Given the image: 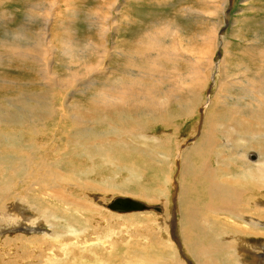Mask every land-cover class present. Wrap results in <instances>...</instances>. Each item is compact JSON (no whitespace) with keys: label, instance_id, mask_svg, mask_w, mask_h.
<instances>
[{"label":"bare ground","instance_id":"obj_1","mask_svg":"<svg viewBox=\"0 0 264 264\" xmlns=\"http://www.w3.org/2000/svg\"><path fill=\"white\" fill-rule=\"evenodd\" d=\"M120 1L105 0L106 15L97 14L96 19L97 12L89 11L87 26L93 36L87 40L71 36L74 33L69 27L71 18L67 24L59 19L61 32L50 37L44 15L38 25L43 33L30 51L33 57L28 59L38 67L30 83L42 85L43 91H48L34 100L28 110L23 102H16L15 95H3L5 100H0V227L8 229L11 224L6 217L23 215L26 210L34 211L47 224V230L32 231L35 235L28 239L1 238L0 234V264H62L54 258L65 255L64 247L74 246L81 239L90 243L86 233L96 232L95 221L104 210L100 198L105 193L118 192L138 202L145 200L141 202L145 209L128 212L114 211L108 207L109 203H103L110 213L119 215H148L152 210L156 212L154 208L158 206L154 203L158 202L161 221L158 227H152L153 234L161 228L166 234L163 222L169 220L166 214L172 190L175 211L172 218L168 216L171 218L168 222L174 232L177 229L176 244L168 237L164 241L152 238L141 251L136 244H133L136 250L132 249V243L117 244L116 249L122 255L112 256L107 264H230L232 261L231 264H255L258 259L264 264V47H257L255 56L248 55L249 63L255 62L252 73L244 67L240 77L230 85H225L223 77L229 83L231 72L228 70V75L222 64L216 90L206 105L197 89L189 90L182 85L179 89H159L157 95L159 84H164V70L157 66L151 35L139 30L138 25H142L137 13L139 0H127L129 7L123 11L125 27L112 47L116 41L111 14L117 11ZM226 3L223 0L222 6ZM67 6L66 13L72 17L76 12L70 3ZM94 19L98 27L91 25ZM30 21L31 17L27 22ZM10 27L3 26L0 44L12 45L16 41ZM27 27L22 22L19 29L22 32ZM168 27L163 24L159 35L167 36ZM66 32L70 35L64 36ZM132 41L136 45L132 46ZM209 42L215 46V33ZM154 46L161 51L158 43ZM58 49L60 56L52 55L53 65L67 70L68 84L58 82L54 66L51 71V54ZM165 56L176 60L174 50ZM141 58L149 64V71L159 69V76L152 73L157 80L151 85L143 84L145 64L143 68L142 63L133 60ZM108 59L112 60L110 65L106 63ZM84 60L89 66L79 69L77 77L74 66ZM210 62L211 57L207 58L206 66ZM233 66L240 68L237 63ZM15 72H22L18 60L7 51L1 52L0 75L7 77L1 94L22 83L14 78ZM202 73L203 68L199 72L192 68L191 74L193 78L198 74L201 89L206 87ZM21 85L26 87L27 83ZM67 86L64 96L54 94L56 89ZM136 86L144 99H131L124 106L107 102L111 96L118 97L114 95L117 91L132 92ZM233 89L239 90V95L230 96ZM76 94L79 101L73 102L71 96ZM180 117L192 119L193 131L201 124L199 131H195L199 132L198 136L191 143L187 138L172 140L180 127L175 121ZM39 127L44 129L39 131ZM46 136L50 140L42 142ZM161 149L174 150L172 159ZM176 150L179 161L174 164ZM145 174L155 176L157 185L143 184L141 177ZM201 197L206 199L205 211L200 210L202 214L194 209ZM202 238L207 246L195 242L192 250V241ZM11 245L16 246L12 258L4 255V248ZM125 248L130 254H125ZM186 250L195 256L193 261L187 258ZM249 257L254 258L252 263Z\"/></svg>","mask_w":264,"mask_h":264},{"label":"rangeland","instance_id":"obj_2","mask_svg":"<svg viewBox=\"0 0 264 264\" xmlns=\"http://www.w3.org/2000/svg\"><path fill=\"white\" fill-rule=\"evenodd\" d=\"M104 1L105 0H8V1L0 0V41L2 40L1 31L4 25L8 26V28L11 26L10 29L13 28L14 38L16 39V41L12 45L0 44V53L7 51L13 57H15V59L18 60L22 72L20 74L15 72L14 78L22 83H27L26 87L24 85H21L22 83L16 84V87H14L12 91L5 92V94L0 93V100L2 101L5 100L3 98V95H7V96L15 95L16 102L17 103L23 102L25 109L28 110L30 106L34 104V100L38 99L42 95H45L46 92L48 91V90L43 91L42 85H32L30 83L31 77L32 75L35 74L36 69H38V67L34 63H31L28 59L30 57H33L34 53L32 52L30 53V51L37 45V43L40 40L39 37L42 29L39 31L38 25L40 22L42 23V18L44 15L46 16V20H47L46 30L50 35V37L51 36L54 37V35L61 32V30L58 27L59 19L65 21V23L67 24L69 19L71 18L70 19L71 23L69 21L70 24L69 27L74 30V33L71 32V36L73 38L74 37L77 38V40L79 39L87 40L90 39L91 36L93 35L92 33H90V29H88L87 26L88 20L86 16L88 13H90L89 11L94 12V10L95 13L97 12L95 14V19L97 14L106 15L105 10L107 11L106 8L107 3H105ZM139 1L140 4L137 8V13L140 15L138 16L139 23L140 22L142 23L141 26L138 25L139 30L140 32L145 31L147 34H149V36L151 35L150 38H152L151 42H152V46L154 47L153 53H155L157 56V66L160 69L162 68L164 70L163 71L164 84L163 85L159 84V87L157 89V95L160 94L158 92L159 89L160 90L179 89L180 86L182 85L183 87L189 90L197 89L199 97H202L204 99V104L206 105L208 101V97L210 98L214 93L213 91L216 90L218 79H220L217 74L219 67L222 64L227 69L228 75H229L228 70H230L231 72L229 83L226 84L225 79L223 77L225 85H230L233 82H235V80H237L238 77H240V72L244 71V67H247L249 71H251L252 73V69H253L252 66L253 64H255V62L251 65L249 63L248 55L255 56V54L257 53V47L259 48L264 47V0H227L226 6L224 7L222 6L223 0H139ZM67 3H70V7L75 10L77 15L74 14L72 17L71 15L70 16L67 15L68 14L66 13V9L68 8ZM104 7L105 9H102ZM128 7H129V3H127V0H121L120 4L118 5L117 11L111 14V20L112 22L115 23L114 24L115 33L113 35V40L116 41V43L112 45V47L117 44V42L120 39L119 33L124 30L125 17L123 15V11ZM69 14H73V13L69 12ZM88 16L90 17L91 15ZM29 17H31V21L27 22ZM100 17L101 19H103L102 16ZM95 19L93 21H90L92 22L91 25L93 27H98L94 22ZM22 22H24L28 27L26 28V30L24 28L23 31L21 32L19 26L21 25ZM163 24L169 25L167 29L168 31H170L171 29H176V30H174V33L166 31L167 36L159 35V30ZM215 29L217 30L215 31ZM213 33H215L216 35V44H214L215 46H212L211 43L209 42V38L213 35ZM67 34L70 35V33L66 32L64 36H66ZM168 34H172V35L168 36ZM147 37L148 36H146V38ZM257 37H259L258 42L256 41ZM92 38L94 39V37ZM95 41L97 42V44L99 43L98 40L95 39ZM155 43H158V46L161 49V51L154 46ZM256 43H258L257 44L258 46L256 45ZM56 44H57V40H56ZM131 44L132 46L136 45L135 43H133V41ZM99 46L100 45L98 44V47ZM107 47L111 48L109 44ZM111 50L113 49L111 48ZM173 50L176 54V60H173L171 56H165V54H169L170 51ZM52 55L60 56L59 49L57 51H53L51 54V67H52L51 71H53V66H54V70L57 71L55 75L58 78V82L60 84H68L70 82V77L66 73L67 70L64 69L63 67L62 68L56 67L55 63L53 65ZM161 56H165V59H162ZM209 57H211V62L209 65V67L211 66V70H209V67L206 66V61L207 58ZM133 60L137 61L139 64L142 63L143 68L145 64L146 79L143 84L144 85L153 84V82L157 80V78L154 75L159 76V69H152L151 71H149V64L144 63L142 58L133 59ZM111 61H112L111 59H108L106 63L110 65ZM235 63L240 65V68L238 70L233 66V64ZM262 63H263L262 70L264 71V58L262 59ZM91 64L93 65V61L91 62ZM88 66L89 63L86 62L85 60L84 63H82L81 65L78 62L74 66V74L78 77L79 69L82 70L88 68ZM192 68H196L197 72H199L200 68H203L202 75L206 80L204 84V86H206L205 88L202 89L200 88L198 74H196L195 77L193 78V74H191ZM6 71L7 70H5L4 73L5 76H6ZM3 72L4 71H2V74ZM64 73H66V75H64ZM175 73L179 75L175 76ZM4 79H7V77L0 75V91H2V89L6 84L3 81ZM175 80H178L179 84L176 83ZM138 82H139V78H138ZM19 85H21V88H18ZM68 88L69 86L64 87L62 89H56V92L54 94H56L57 96H64ZM238 91H236V89H233L232 91H230V96L235 97V95H239ZM114 95L121 97L123 99L111 96V98L107 102L119 106H124L130 103L131 99H141V98L144 99V96H140L138 94L137 86L132 90V92L130 91L125 92L119 90ZM71 97L73 102H76L79 101L80 96L79 94H76L75 96H71ZM153 98L161 99L160 96H154ZM147 102H150L149 99ZM202 102L203 101L198 103V108L201 106ZM150 104L152 103L150 102ZM182 119L183 118L180 117L175 121L176 126H180V127L179 130L176 132L175 137L172 140L174 142L175 138L176 139L182 138L185 140L187 138L188 142L191 143L198 136L199 132H196L197 133L196 134L195 131H197L198 128L200 129L201 124L198 123L197 129L193 131L192 119L187 120L185 118V120L183 119V121ZM181 122H184V124L182 125ZM37 129L41 131L44 128L39 127ZM190 138L191 140H189ZM49 140H50L49 136L42 138V142H48ZM186 142L184 143V145L186 144ZM171 148L172 147H170V149ZM166 151L167 150L165 149H161V152L166 153ZM173 152L174 150L173 151L171 150L170 152L167 151V154L170 155L169 157L171 159ZM176 153L179 155L178 151L176 150L174 154L176 156L173 157V162L175 161L174 164H177V160L179 161L178 158L179 156ZM151 165H152V161H151ZM169 165L170 164L168 163L167 166ZM154 179L155 176L150 174L147 175L145 174L143 175V177H141V182L148 186H156L157 184L154 183ZM172 195H173V190L171 192V200H172ZM116 197H127V196L126 194H120L116 192L112 194L105 193L104 197L102 196L100 198L104 210L101 212L100 217L96 221L94 219L97 225L96 232L89 234L86 233V236H89L91 239L90 243L91 244L93 243L94 245H91L89 241H85L83 239L80 240L81 243L79 241L74 246L68 244L67 247H64L66 250L65 255L60 254L61 256L60 258H54L55 261L57 262L60 261L62 262V264L64 263L79 264L78 261L80 260L84 264H107L106 261L109 260V258H112V256L116 257L118 255H122V253H120V251L116 249L117 244L121 245V244L132 243L131 246L132 249L136 248L135 245H133L136 244L137 249H139L140 251L145 243L151 242L152 238L158 241H162V240L164 241L168 237V240H170V242H172L173 245L176 244L175 238H177L178 236L177 229L175 228L176 230L174 232L173 226H171L170 223L168 222L172 218L171 215L173 214V211H175L174 204L172 203L171 200H170V206L168 207L169 209L166 214L171 218L166 216L167 219L169 220L163 222L164 224H166L167 233L164 234L161 228L159 230H156L157 233H155L154 235L153 234L154 229L152 227H158L157 224L158 222L161 221L159 217L161 215H158L157 211L155 212L152 209H151L152 213H149L148 215H145L144 213H132V214L123 213L126 215H119L120 213L117 214V212L110 213L111 211L109 212V209L106 208L104 204L110 203ZM143 201L145 203L144 199L141 200V202ZM205 202H206L205 198L202 197L199 198L194 204L195 206L194 209L197 210L200 214H202L200 210L205 211ZM154 205L160 207L161 209V206L158 202L154 203ZM6 218L8 219L9 224L11 225L8 229H4L0 227L1 238L26 237L28 239L34 237L35 233H32V231L47 230V224L45 220L40 216L35 215L34 211L32 210H26L23 215L15 214V215L7 216ZM150 220H152L153 222H151ZM91 230L92 228L90 229V231ZM203 240L204 239L202 238L199 241H192L190 246L191 249L194 250L195 242L203 243L204 242ZM234 244H230V245H234ZM204 246H207L206 242H204ZM15 252H16L15 245L7 246L4 248V255L7 257L12 258L15 255ZM125 254H130L129 249L125 250ZM263 255L264 252L262 253V256ZM186 256L189 260L193 261L195 259V256L188 250H186ZM101 259H104V261H102ZM249 259H250V263L254 261L253 257H249ZM258 262L259 261H256L255 264H260Z\"/></svg>","mask_w":264,"mask_h":264},{"label":"water","instance_id":"obj_3","mask_svg":"<svg viewBox=\"0 0 264 264\" xmlns=\"http://www.w3.org/2000/svg\"><path fill=\"white\" fill-rule=\"evenodd\" d=\"M108 207L114 211L128 212V211H137L145 209L143 203L132 200L130 198L116 197L109 204ZM156 211L159 210L158 207L154 208Z\"/></svg>","mask_w":264,"mask_h":264},{"label":"crops","instance_id":"obj_4","mask_svg":"<svg viewBox=\"0 0 264 264\" xmlns=\"http://www.w3.org/2000/svg\"><path fill=\"white\" fill-rule=\"evenodd\" d=\"M258 261H259L258 263H261V262H260V259H258ZM261 264H262V263H261Z\"/></svg>","mask_w":264,"mask_h":264}]
</instances>
